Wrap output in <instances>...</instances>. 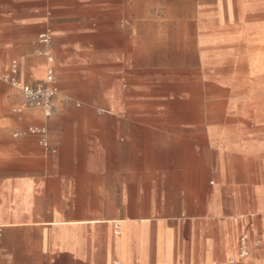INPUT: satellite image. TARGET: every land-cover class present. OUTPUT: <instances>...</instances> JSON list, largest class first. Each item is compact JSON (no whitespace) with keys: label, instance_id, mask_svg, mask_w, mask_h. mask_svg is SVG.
<instances>
[{"label":"crops","instance_id":"0c3cea01","mask_svg":"<svg viewBox=\"0 0 264 264\" xmlns=\"http://www.w3.org/2000/svg\"><path fill=\"white\" fill-rule=\"evenodd\" d=\"M196 1L0 0V264H264V21Z\"/></svg>","mask_w":264,"mask_h":264},{"label":"built area","instance_id":"2783aa9c","mask_svg":"<svg viewBox=\"0 0 264 264\" xmlns=\"http://www.w3.org/2000/svg\"><path fill=\"white\" fill-rule=\"evenodd\" d=\"M39 40L43 44L50 45L52 42V34L50 32H42L39 34ZM49 66L46 69L45 79L42 83L37 85H26L21 83L17 77V62L12 63L10 72L4 76V81L10 85L20 88L24 94L25 101L17 110L23 112L25 110L37 109L41 110L46 117H50L53 114V101L59 92V88L56 84V72L53 66L55 62V56L51 51H46ZM30 132L39 135V143L47 147L48 146V129L45 126L31 127ZM240 255L245 257L249 254L247 247V238L244 234L240 237Z\"/></svg>","mask_w":264,"mask_h":264},{"label":"rangeland","instance_id":"374dc122","mask_svg":"<svg viewBox=\"0 0 264 264\" xmlns=\"http://www.w3.org/2000/svg\"><path fill=\"white\" fill-rule=\"evenodd\" d=\"M224 2L230 3L233 11L237 14L239 12L243 13L245 23L251 21H264V0H224ZM197 5L198 2L196 0H187L185 9L193 11L196 9ZM248 250L249 256H251V249L249 248Z\"/></svg>","mask_w":264,"mask_h":264},{"label":"bare ground","instance_id":"6f19581e","mask_svg":"<svg viewBox=\"0 0 264 264\" xmlns=\"http://www.w3.org/2000/svg\"><path fill=\"white\" fill-rule=\"evenodd\" d=\"M244 236H246V238H247V240H250V235L248 234V233H244ZM240 252L241 251H239V253H237V257H235V258H233L232 260H230V263H233V262H237L238 260H242V259H244L245 257H248V255L247 256H245V257H241V255H240Z\"/></svg>","mask_w":264,"mask_h":264}]
</instances>
